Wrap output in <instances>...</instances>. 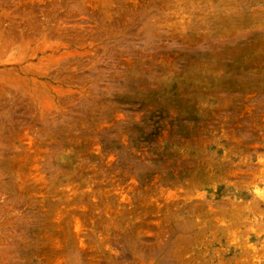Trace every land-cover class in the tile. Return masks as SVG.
<instances>
[{"label":"rangeland","instance_id":"rangeland-1","mask_svg":"<svg viewBox=\"0 0 264 264\" xmlns=\"http://www.w3.org/2000/svg\"><path fill=\"white\" fill-rule=\"evenodd\" d=\"M0 264H264V0H0Z\"/></svg>","mask_w":264,"mask_h":264}]
</instances>
